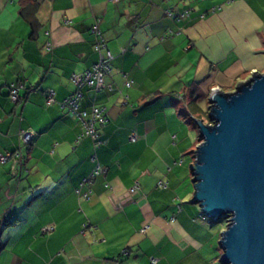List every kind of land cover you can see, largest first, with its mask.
Listing matches in <instances>:
<instances>
[{
  "label": "crops",
  "instance_id": "crops-1",
  "mask_svg": "<svg viewBox=\"0 0 264 264\" xmlns=\"http://www.w3.org/2000/svg\"><path fill=\"white\" fill-rule=\"evenodd\" d=\"M96 19L113 58L112 89L81 90L82 109H107L94 150L57 102L98 59ZM263 71L264 0H0V156L21 152L0 162V264H222L221 232L192 202L188 104L207 111L212 89ZM94 153L104 172L80 186Z\"/></svg>",
  "mask_w": 264,
  "mask_h": 264
},
{
  "label": "water",
  "instance_id": "water-1",
  "mask_svg": "<svg viewBox=\"0 0 264 264\" xmlns=\"http://www.w3.org/2000/svg\"><path fill=\"white\" fill-rule=\"evenodd\" d=\"M206 116L195 119L192 202L209 221L227 219L222 264H264V71L212 89Z\"/></svg>",
  "mask_w": 264,
  "mask_h": 264
},
{
  "label": "built area",
  "instance_id": "built-area-1",
  "mask_svg": "<svg viewBox=\"0 0 264 264\" xmlns=\"http://www.w3.org/2000/svg\"><path fill=\"white\" fill-rule=\"evenodd\" d=\"M169 15H172L171 12H168ZM91 31L94 34V50L98 55L96 63L91 67V69L84 71L82 73H75L71 76V81L74 86V91L68 95L62 101L57 103L63 107L67 108L71 114H73L82 126V132L77 136L76 143H79L83 138H89L93 143L94 150L99 148L102 144L97 126L103 124L107 121V109L105 107H100L93 105L89 110L82 109L80 106V99L82 96L81 90L84 87L92 88L95 91H99L103 88L111 90L112 87L110 84L105 83V76L111 69L110 62L113 58L111 51L107 48L105 43V38L101 30L99 29V19H96L95 23L91 27ZM45 50H51V43L46 42L44 45ZM126 85L129 86L130 82L126 81ZM19 85L11 84L9 87V96L12 101H17L19 98ZM46 98L48 104L56 102L54 99V92L51 89H47L42 92ZM19 137L21 142L26 145L29 144L33 137L34 133L28 129H20ZM132 139L135 138L133 135ZM18 157L20 155L19 150L15 151L14 154L7 153L0 156V162L4 163L7 159L13 157ZM91 160L94 162V168L89 176L82 179L80 186L84 184L91 183L93 178L102 174L104 172L103 168L97 162L96 154L94 153L91 157ZM164 182H159V186H163ZM136 188V185L133 187ZM77 192H80L78 190ZM84 198H88L90 191H85L80 193ZM203 219L206 218L205 215H200ZM53 225L46 226L42 228L43 232L53 230ZM144 231V229H143ZM127 251L122 253L123 256L127 255ZM156 261L154 258H151V264H154Z\"/></svg>",
  "mask_w": 264,
  "mask_h": 264
},
{
  "label": "rangeland",
  "instance_id": "rangeland-1",
  "mask_svg": "<svg viewBox=\"0 0 264 264\" xmlns=\"http://www.w3.org/2000/svg\"><path fill=\"white\" fill-rule=\"evenodd\" d=\"M203 120L206 122L208 119L207 117L204 115L203 117ZM192 139L193 140H196L197 139V133L195 132L194 135H192ZM190 143H191V139H190ZM184 158L186 159L185 163L187 165H189L188 161L191 160V155H186L184 156ZM185 164V166H186ZM200 219H202L203 221H206V222H210L212 225H209L208 228L211 229V233L214 235V234H219L222 230L225 229L226 227V224H227V219L226 218H223L222 220L220 221H213V220H208V217L206 216L205 219H203L201 216H200ZM217 234V235H218ZM213 242H215L216 244V239L214 237L213 239ZM216 257V256H215ZM208 258H212V256H209ZM213 260V259H212ZM213 262V261H212ZM210 264H219L218 260L215 259V262L214 263H210Z\"/></svg>",
  "mask_w": 264,
  "mask_h": 264
},
{
  "label": "trees",
  "instance_id": "trees-1",
  "mask_svg": "<svg viewBox=\"0 0 264 264\" xmlns=\"http://www.w3.org/2000/svg\"><path fill=\"white\" fill-rule=\"evenodd\" d=\"M29 21V23H30V25H31V28H32V30L34 31V27H35V24H34V20L33 19H29L28 20ZM16 85H19V87H21V85L20 84H16ZM20 90V89H19ZM10 97V96H9ZM190 107H191V109L193 110V111H195V109H198V111H199V113H200V115H199V118H201V119H203V117H204V115L206 116V113H207V111H203L202 109H200L196 104H195V102L194 101H191L189 104H188ZM207 117V116H206ZM77 138V137H76ZM31 143V142H30ZM29 143V144H30ZM23 144V143H22ZM29 144H26L25 146H28ZM24 145V144H23ZM18 150V149H17ZM16 150V151H17ZM13 152H15V151H13ZM19 152H20V150H19ZM20 154H21V152H20ZM20 156V155H19ZM223 219V217L220 219V220H222ZM219 220V221H220ZM123 256V255H122Z\"/></svg>",
  "mask_w": 264,
  "mask_h": 264
}]
</instances>
